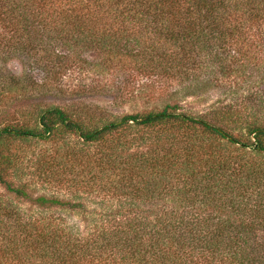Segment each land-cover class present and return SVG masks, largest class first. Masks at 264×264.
<instances>
[{
  "label": "trees",
  "instance_id": "trees-1",
  "mask_svg": "<svg viewBox=\"0 0 264 264\" xmlns=\"http://www.w3.org/2000/svg\"><path fill=\"white\" fill-rule=\"evenodd\" d=\"M0 58L41 72L0 71V186L43 209L14 221L20 249L10 240L0 257L264 264V0H0ZM81 69L111 102L154 83L222 98L203 113L176 101L121 115L43 103Z\"/></svg>",
  "mask_w": 264,
  "mask_h": 264
},
{
  "label": "rangeland",
  "instance_id": "rangeland-1",
  "mask_svg": "<svg viewBox=\"0 0 264 264\" xmlns=\"http://www.w3.org/2000/svg\"><path fill=\"white\" fill-rule=\"evenodd\" d=\"M84 57L89 59L88 54H84ZM21 59L12 58L5 60L0 58V71H9L14 75H20L25 69L27 73L34 75L36 77H41V72L38 69L23 67V62ZM85 69L81 71L72 72L66 76L60 83L61 89H51L49 92H46L43 95H40L43 103L49 105H63L66 103L72 102H84L89 105H99L105 106L108 110H113L116 115L127 114V113H136L142 111H148L152 109H159L165 103H173L174 101L178 102L180 106H183L185 109H188L192 112L203 113L210 107V104L216 102L217 98H222L220 90L217 89L209 90L207 94L203 96L202 99L193 97V96H184V89H172L175 92L177 97L174 96L172 91H165V88L158 87L155 83L147 87L134 88L133 91L124 96L123 100L118 99L116 102L110 101L109 95H103L98 92H91L89 89L93 86L94 81L92 79V72H84ZM87 73V74H86ZM94 76V75H93ZM100 79L102 77L100 76ZM106 78L102 80L104 83ZM77 88L78 94L70 92L69 89ZM171 90V89H170ZM221 96V97H220ZM177 98V99H175ZM111 106V107H110ZM112 108V109H110ZM264 117V111L259 114ZM74 138H71L70 141H74ZM32 149L37 151L38 149H43L51 147L47 143H35L32 146ZM24 164V162H23ZM26 171V170H25ZM32 171V170H30ZM29 173V172H28ZM32 176V175H31ZM40 189L39 192H46L47 188H44L41 185H38ZM0 207H5V210L1 212L0 218L2 219V224H0V244L9 243L10 240L14 239V243L19 246V237L20 233L18 232L17 224L14 221H19L20 218L31 215L33 217L37 216L42 208H38L35 205H30L20 199L14 198L12 195L4 192V189L0 186ZM87 207H96L93 203L87 202ZM8 208V209H7ZM11 208V209H9ZM12 210L11 219H7L8 211ZM46 215L59 216L60 219H63L67 225H71L74 231H77L81 234H87L91 224L89 221H85L79 213H76L73 210H65L62 208H51L44 210ZM16 232L15 238H13L12 232ZM20 249V246H19ZM20 258L8 259L5 256L0 257V264H22Z\"/></svg>",
  "mask_w": 264,
  "mask_h": 264
}]
</instances>
